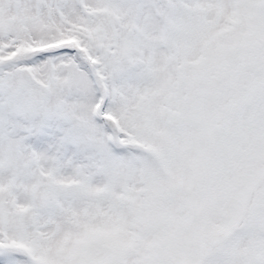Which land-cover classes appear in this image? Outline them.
<instances>
[{"label": "snow or ice", "instance_id": "6c2138e0", "mask_svg": "<svg viewBox=\"0 0 264 264\" xmlns=\"http://www.w3.org/2000/svg\"><path fill=\"white\" fill-rule=\"evenodd\" d=\"M0 264H264V0H0Z\"/></svg>", "mask_w": 264, "mask_h": 264}]
</instances>
